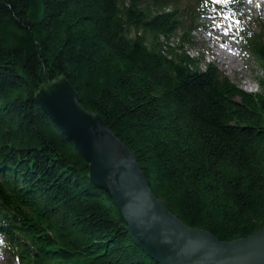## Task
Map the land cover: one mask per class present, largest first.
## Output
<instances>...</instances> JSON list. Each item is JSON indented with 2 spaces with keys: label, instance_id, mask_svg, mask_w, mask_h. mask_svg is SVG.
I'll return each mask as SVG.
<instances>
[{
  "label": "trees",
  "instance_id": "1",
  "mask_svg": "<svg viewBox=\"0 0 264 264\" xmlns=\"http://www.w3.org/2000/svg\"><path fill=\"white\" fill-rule=\"evenodd\" d=\"M229 1L0 0V252L15 264H160L39 104L60 78L187 225L224 241L264 226V78L247 91L184 47L200 15ZM261 25L242 43L264 70Z\"/></svg>",
  "mask_w": 264,
  "mask_h": 264
},
{
  "label": "water",
  "instance_id": "2",
  "mask_svg": "<svg viewBox=\"0 0 264 264\" xmlns=\"http://www.w3.org/2000/svg\"><path fill=\"white\" fill-rule=\"evenodd\" d=\"M41 107L74 140L90 177L113 198L133 240L160 264H264V226L231 241L187 225L153 192L132 150L65 78L43 87Z\"/></svg>",
  "mask_w": 264,
  "mask_h": 264
},
{
  "label": "rangeland",
  "instance_id": "3",
  "mask_svg": "<svg viewBox=\"0 0 264 264\" xmlns=\"http://www.w3.org/2000/svg\"><path fill=\"white\" fill-rule=\"evenodd\" d=\"M228 7L227 11L217 7L200 15L199 27L191 31L193 43H184V47L191 56L201 58L202 66L213 62L243 89L260 91L259 78H264V70L256 56L243 45L242 37L246 30H261L264 3L261 0H230ZM172 42L179 43V37L175 36ZM217 46L220 50H216ZM222 50L224 58L218 55ZM9 258V254L0 252V264L16 263Z\"/></svg>",
  "mask_w": 264,
  "mask_h": 264
},
{
  "label": "bare ground",
  "instance_id": "4",
  "mask_svg": "<svg viewBox=\"0 0 264 264\" xmlns=\"http://www.w3.org/2000/svg\"><path fill=\"white\" fill-rule=\"evenodd\" d=\"M261 1H262V3H264L263 0H261ZM218 49H219V46L216 47V50H218ZM219 50H220V49H219ZM223 54H224V52H223V50H222V52H220L218 55H219V57L224 58L225 56H224Z\"/></svg>",
  "mask_w": 264,
  "mask_h": 264
}]
</instances>
